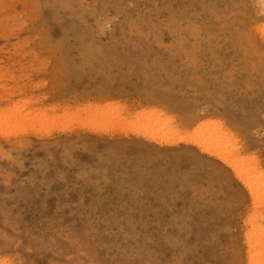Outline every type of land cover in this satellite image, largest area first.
Returning <instances> with one entry per match:
<instances>
[{
    "label": "rangeland",
    "instance_id": "rangeland-1",
    "mask_svg": "<svg viewBox=\"0 0 264 264\" xmlns=\"http://www.w3.org/2000/svg\"><path fill=\"white\" fill-rule=\"evenodd\" d=\"M0 65V264H264V0H0Z\"/></svg>",
    "mask_w": 264,
    "mask_h": 264
},
{
    "label": "bare ground",
    "instance_id": "bare-ground-1",
    "mask_svg": "<svg viewBox=\"0 0 264 264\" xmlns=\"http://www.w3.org/2000/svg\"><path fill=\"white\" fill-rule=\"evenodd\" d=\"M0 67H2L1 65H0ZM99 109V108H98ZM98 109L96 108V113H98ZM91 110V109H90ZM16 110H14L13 112H15ZM101 111V110H100ZM18 112H20V111H18ZM9 113V112H8ZM95 113V112H94ZM155 113H157V110H154V109H151V110H149V111H147V112H141L140 114H139V116L138 117H144V119H145V122H146V124H154V125H156V122H157V119H154V117H155ZM21 114V113H20ZM101 113H99V115H100ZM105 114V113H104ZM109 114V113H108ZM134 114H136V113H134ZM158 114V113H157ZM97 115V114H96ZM9 115L7 114V113H5L4 111H0V121H1V123H3V122H5V120H7V121H9L8 119H11L12 117H13V121H14V119H16V121L20 118H18V116H19V114H16V113H13L10 117H8ZM133 116V115H132ZM159 116H161V113H159V115H157L156 116V118H158ZM163 116V115H162ZM5 117V118H4ZM137 117V118H138ZM18 118V119H17ZM2 119L4 120V121H2ZM22 119V118H21ZM21 119H19L18 121H20ZM99 120H100V118H98ZM120 120V119H119ZM147 120V121H146ZM6 121V122H7ZM15 121V122H16ZM153 121H154V123H153ZM14 122V123H15ZM34 123H35V121H34ZM158 124H159V121H158ZM157 124V125H158ZM152 127H154V126H152ZM148 128H150V127H148ZM203 128H205L203 125H202V123H200L199 125H198V129H199V131L201 132V135L199 136V137H197L196 138V142L198 143V144H200V146H202L203 147V149L204 150H206L207 151V149H209L208 147H209V145H211V144H213V141H214V137H210L209 138V140L207 139V132L209 131V129H208V131H206V128L204 129V130H202ZM47 135V134H46ZM198 146V145H197ZM212 151V150H211ZM215 154H217V155H220L221 157H222V159H224L228 164H230V166H232L233 167V169H235V171H236V176H238V178H239V180H241V182L245 185V187L249 190V192L253 195L252 197L253 198H255V200H257V196H258V194H259V192H260V187L262 186L260 183H255L254 181H253V179L250 177V176H248V172L244 169V166H243V164H242V162L238 159V158H235V159H232V158H230V157H225L224 155H223V153H220V152H216ZM234 171V172H235ZM262 178H264V174L262 175ZM254 222L253 221H251V224H252V230H250L248 233H247V237H248V243L249 242H251L252 241V238H253V233L255 232V223L253 224ZM255 251H256V246L254 245V244H251L250 246H249V249H248V252H247V256H248V260L250 261V264H257V259H256V253H255ZM258 264H261V263H258Z\"/></svg>",
    "mask_w": 264,
    "mask_h": 264
}]
</instances>
